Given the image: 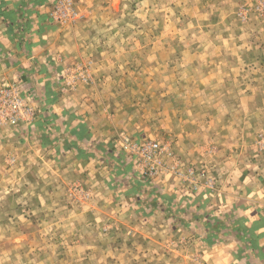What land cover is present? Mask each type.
<instances>
[{
  "label": "rangeland",
  "instance_id": "374dc122",
  "mask_svg": "<svg viewBox=\"0 0 264 264\" xmlns=\"http://www.w3.org/2000/svg\"><path fill=\"white\" fill-rule=\"evenodd\" d=\"M50 1L47 19L64 23L79 46L61 92L90 98L114 134L87 141L96 145L93 167L107 175L93 186L83 171L65 173L64 202L43 200L38 184L49 177L38 169L41 159L9 147L10 131L42 109L22 89L33 118L0 123V264L195 263L184 252L195 236L136 234L151 209L131 199L154 184L171 200L209 198L230 156L247 148L264 154V0H70L66 18L51 15L57 0ZM151 140L164 150L156 177L143 175L125 148ZM67 142L41 156L54 163L55 153L64 159L70 150L82 159L79 145Z\"/></svg>",
  "mask_w": 264,
  "mask_h": 264
},
{
  "label": "crops",
  "instance_id": "0c3cea01",
  "mask_svg": "<svg viewBox=\"0 0 264 264\" xmlns=\"http://www.w3.org/2000/svg\"><path fill=\"white\" fill-rule=\"evenodd\" d=\"M51 3L0 0V82L19 79L22 88L32 91L38 102L44 104L33 123L10 131L9 147L13 152L20 151L26 156L24 159L32 155L41 159L38 169L49 177L38 184L44 190L43 200L59 204L64 202L60 187L67 173L70 176L83 171L85 182L93 186L98 181L92 180L104 182L107 172L93 167L96 145L87 141L106 140L113 131L105 119L94 113L90 98L81 97L78 91L61 92L67 71L76 62L79 46L64 23L47 19ZM28 127L34 130L31 128L30 132ZM65 141L70 147L77 143L84 157L78 160L72 157V151L65 150L68 153L64 159L57 153L54 163L43 159L41 154L66 148ZM47 149L50 151L45 152ZM261 153L241 149L235 154L239 158L230 156L225 164L227 173L222 174L216 168L221 171L220 190L209 198L171 200L164 186L154 184L153 189L147 186L146 193L131 199L151 209L150 222L138 228V232L136 228V234L151 241L155 235L195 236L184 248L185 254L191 251L196 256L193 264H264V157H261L264 154ZM22 164L26 167L28 162ZM213 235L219 237L213 239ZM151 241H147L148 245H157ZM133 244L139 249L137 243ZM120 245L115 249L121 251L123 244ZM188 260L185 258L181 263L188 264Z\"/></svg>",
  "mask_w": 264,
  "mask_h": 264
},
{
  "label": "built area",
  "instance_id": "2783aa9c",
  "mask_svg": "<svg viewBox=\"0 0 264 264\" xmlns=\"http://www.w3.org/2000/svg\"><path fill=\"white\" fill-rule=\"evenodd\" d=\"M67 10H71L70 0H57L51 15L66 18ZM22 89L19 81L0 83V123L18 125L29 123L33 118L35 107ZM125 148H129V151L136 156L137 165L143 175L156 177L165 170L162 161L164 150L157 141L151 140L143 144L125 142Z\"/></svg>",
  "mask_w": 264,
  "mask_h": 264
}]
</instances>
